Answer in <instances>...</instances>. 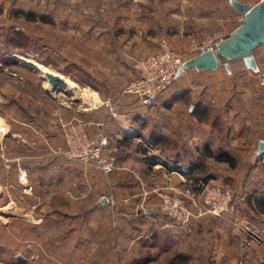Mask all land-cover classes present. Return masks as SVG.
Segmentation results:
<instances>
[{
	"label": "crops",
	"instance_id": "obj_1",
	"mask_svg": "<svg viewBox=\"0 0 264 264\" xmlns=\"http://www.w3.org/2000/svg\"><path fill=\"white\" fill-rule=\"evenodd\" d=\"M231 1L221 5L225 7L227 24L221 28L222 34L225 28L230 32L241 16ZM187 2L181 5V11L189 13V18L178 25L167 27L161 23L166 17L158 16L162 20L152 21L155 27L147 26V18L142 15V22H138L144 25L140 29L145 30L142 39L122 35L95 39L101 58L81 61L86 62L88 69L83 68L95 80L91 88L100 101L98 105L85 111L80 106L69 111L66 103L58 102L51 118L42 121L40 113H36L30 126L16 121L32 128L35 135L31 144L38 147L43 140L49 143L45 148L32 147L35 169L30 177L31 188L44 192V198L39 193L37 200L38 204L45 202L40 210L46 217L60 218L68 224L61 252L71 255L74 262V254L88 253L94 263L104 264L108 260L98 255L111 254L108 264H131L145 253L157 254L158 241L163 236L177 251L193 255L196 234L207 231L210 216L201 215L186 226H178L159 210L158 194L176 192L190 203L200 196V183L218 180L234 188L233 184L241 182L236 169H264V85L259 84L264 72V46L253 54L254 68L236 61L230 62L228 68L221 63L213 69L203 67L198 58L206 45L193 47L185 35L190 29L206 31L218 4L209 0ZM117 30L122 32L121 28ZM163 38L182 53L185 64L171 82L164 101L143 109L133 97L120 91L132 74L130 63L156 52ZM199 102L208 107L210 115L217 116L216 122L212 117L202 120L191 113ZM72 118L86 123L89 137L106 139V151L115 162L109 176L52 153V149L64 144L59 122ZM151 131L161 134L156 146L148 141ZM15 137L19 143L25 141L20 134L15 133ZM13 155L21 157L16 151ZM2 166L0 158L1 169ZM12 170L15 171L2 169V173L8 175ZM253 174L251 171L244 178L245 188L254 182ZM262 180L256 181V186L263 191L258 194L264 195ZM232 192L234 195L235 190ZM245 196L241 193L234 198L243 201Z\"/></svg>",
	"mask_w": 264,
	"mask_h": 264
},
{
	"label": "rangeland",
	"instance_id": "obj_2",
	"mask_svg": "<svg viewBox=\"0 0 264 264\" xmlns=\"http://www.w3.org/2000/svg\"><path fill=\"white\" fill-rule=\"evenodd\" d=\"M211 1L217 2L218 6L215 5L214 19L210 23L206 22V31L190 32L193 30L190 29L189 35H185L189 36L193 47H201L204 44L212 46L219 40L227 38L241 20L240 16L234 21L236 26L230 32L225 28L226 33L222 34L221 28L227 24L225 7L222 8L221 5H224L226 0H221L222 4L220 0H209V3ZM235 1L239 0H233L231 3ZM259 1L240 0L250 5ZM187 3V0H0V131L4 133L3 136L0 133V158L2 169L6 171L15 169L6 175L2 173L0 167V264H100L94 263L90 258L91 254L88 253L74 254L76 262L72 261L71 255H66L67 257L63 255L61 247L65 241V231L69 228L68 224L60 218L57 220L48 218L44 210H40L44 209L45 202L41 200V204H38L37 196L40 193L44 198L43 191H34L32 188L23 190L16 180L17 170H24L32 187L30 177L32 170L35 169L32 147H37L34 142L31 144L35 135L32 128H29L32 116L40 113L42 121L53 117V109L57 110L58 102L66 103L70 107L69 111L79 106L85 111L98 105L100 101L90 106L62 91H57L55 96H51L44 89L43 79L38 72L23 64L18 57L39 63L51 72L68 78L80 89L93 92L91 86L95 80L83 68L88 69V66L81 60L99 61L100 47L96 45L95 39L102 36L107 39L110 36L117 38L121 35L122 38L142 39L145 30L140 29L144 25L138 23L142 22L140 19L142 15L148 19L147 26L155 27L154 22L157 19L162 20L166 17L163 22L160 20L161 23L173 27L178 25L179 21L183 22L189 18V13L188 15L181 11L182 6ZM19 11L49 15L52 24L27 22L16 15ZM119 27L122 29L121 33L117 30ZM131 27L132 31L129 30ZM13 30L23 32L28 38L27 45L22 48L23 55H16L14 47L6 42ZM12 53L14 55H11ZM8 60H15L17 63L11 64ZM72 64L90 75L91 84L82 76L76 75L73 68L71 74L78 78L79 82L59 73ZM89 64L93 66L91 61ZM107 67L105 66V70ZM157 104L158 102H155L154 106ZM18 120L27 122L29 126L19 125L16 122ZM76 121V118L66 122L61 120L59 126L63 130L64 124ZM15 133L22 135L25 141L19 143ZM42 143L43 145L40 144L37 148L49 146L45 140ZM63 147L64 144L52 149V153L55 154ZM15 151L21 154L20 159L13 157ZM14 163L16 164L13 165ZM236 170L241 182L238 181L237 186L233 184L234 188L231 184L224 185L218 180L208 182L221 185L231 196L235 190L232 196L233 210L214 219L209 215L207 231H198L196 234V251L189 255L192 264H264V215L252 211L245 202L250 194L263 192L256 186L258 185L256 181L263 179L264 182V169ZM251 171L254 173V182L245 188L244 178H247ZM5 182L10 184H4ZM241 193L247 195L245 198L242 197L243 201L241 198L240 200L234 198ZM200 198L201 196L194 200L199 201ZM216 219L220 220L215 223ZM171 250L169 248L168 251H162L154 263L165 264V259L169 256L166 253H170ZM98 256L109 262L112 258L111 254ZM108 261L104 264H108ZM131 264L136 262L133 261Z\"/></svg>",
	"mask_w": 264,
	"mask_h": 264
},
{
	"label": "built area",
	"instance_id": "obj_3",
	"mask_svg": "<svg viewBox=\"0 0 264 264\" xmlns=\"http://www.w3.org/2000/svg\"><path fill=\"white\" fill-rule=\"evenodd\" d=\"M205 50H211L206 45ZM183 55L172 49L165 39L158 43V50L132 62L131 76L124 82L120 93L133 97L143 109H150L155 102H163L168 88L183 68ZM264 84V74L259 76ZM64 147L55 154L68 161H75L93 168L103 176H109L115 169L112 155L106 151V139L100 136L89 137L86 123L82 120L67 122L63 125ZM3 136L4 133L0 131ZM16 180L23 190H31L24 170H17ZM200 200L187 203L176 192H160L159 210L178 226H186L192 219L203 214L222 217L233 210L231 194L219 184L200 183Z\"/></svg>",
	"mask_w": 264,
	"mask_h": 264
},
{
	"label": "water",
	"instance_id": "obj_4",
	"mask_svg": "<svg viewBox=\"0 0 264 264\" xmlns=\"http://www.w3.org/2000/svg\"><path fill=\"white\" fill-rule=\"evenodd\" d=\"M232 5L241 15V20L227 38L219 40L211 46V50L200 54L198 60L207 69L215 68L218 63L228 68V62L237 58H242L246 67L254 68L252 53L259 45H264V0L254 5L235 1ZM45 77L50 84L60 80L57 73L47 72ZM258 145L261 150L263 142Z\"/></svg>",
	"mask_w": 264,
	"mask_h": 264
},
{
	"label": "trees",
	"instance_id": "obj_5",
	"mask_svg": "<svg viewBox=\"0 0 264 264\" xmlns=\"http://www.w3.org/2000/svg\"><path fill=\"white\" fill-rule=\"evenodd\" d=\"M17 16H20L22 18H24L27 22H41L44 24H52V19L49 15L46 14H36L34 12H27V11H19L16 14ZM11 36H9V38L7 37L6 42L10 43L14 49L15 52L17 53L16 55H23L22 52V48H24L27 43H28V38L27 36L19 31V30H13L10 33ZM264 45H259L256 49H254L253 53L257 52L261 47H263ZM11 55H14V53H12ZM236 61V63H243V59L242 58H237V59H233L231 61L228 62V65L230 62ZM8 63L11 64H16L17 62L15 60H8ZM75 69L76 75L82 76L84 78V80L88 83L91 84V77L88 73L84 72L83 70L79 69L78 67L76 68L75 65H68V67L63 68L62 70L59 71V73L68 76L70 79H73L76 82H79L80 80L78 78H76L74 75H72L71 69ZM191 113L202 120H206L209 117H212V120L216 122L217 120V116L212 114L210 115L209 113V109L208 107L199 102L197 105H195L194 107H192ZM160 133L158 131H151L148 137V141L151 145L156 146L158 145V139L160 137ZM223 160H227L226 158ZM230 161V159H229ZM198 165V164H196ZM192 173V172H191ZM191 175V174H190ZM247 206L254 212H256L257 214H262L264 215V195L261 194H250L247 199L245 200ZM158 253L155 254V256H151L150 253H145L143 255H141V257L139 256L138 259L135 261L136 264H153L152 261H154L155 259L153 258H157V256L162 253V251H168L169 248L172 249L170 251V253H166L169 256H167V258L165 259V264H192L190 261V257L187 253H184L182 251H177L175 249V247L172 245V243L166 239L164 236L161 238V240L159 239L158 241Z\"/></svg>",
	"mask_w": 264,
	"mask_h": 264
},
{
	"label": "bare ground",
	"instance_id": "obj_6",
	"mask_svg": "<svg viewBox=\"0 0 264 264\" xmlns=\"http://www.w3.org/2000/svg\"><path fill=\"white\" fill-rule=\"evenodd\" d=\"M18 58L23 64L32 67L35 71L38 72V74L43 79L44 89L51 96H55L57 91H62L65 94H69L70 96H72L73 99L83 100L85 104L90 106H93L94 104L99 102L94 92H88L86 90L84 91L80 89L75 85L74 82H72L71 80H69L68 78L62 75H59L60 80L54 81L52 84H50L47 78L45 77V73L51 72L50 70H48L46 67H44L39 63L33 62L31 60L22 57H18Z\"/></svg>",
	"mask_w": 264,
	"mask_h": 264
}]
</instances>
